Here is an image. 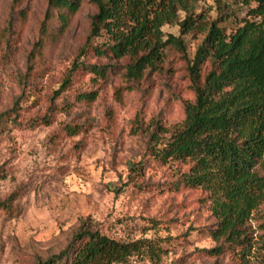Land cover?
Instances as JSON below:
<instances>
[{
    "label": "rangeland",
    "instance_id": "1",
    "mask_svg": "<svg viewBox=\"0 0 264 264\" xmlns=\"http://www.w3.org/2000/svg\"><path fill=\"white\" fill-rule=\"evenodd\" d=\"M47 7V0H0V122L19 102L21 124L7 121L0 127V200L17 196L15 211L0 208V264H42L64 250L81 227L123 240L149 238L165 249L160 263L142 254L124 264H232L228 254L198 251L218 245L208 233L217 219L204 190L176 187L178 172L189 165L163 164L151 150L152 134L182 121L186 103L195 101L188 59L205 34H185L186 53L168 47L160 65L140 81L128 77V58L88 54V63L114 66L106 79L77 73L65 95L70 110L58 112L51 125L32 128L26 120L47 111L53 91L87 41L95 13L85 0L69 28L47 47L41 63L45 76L26 83L28 54L40 37ZM202 10L210 18L225 16L221 24L227 33L247 17V6L236 0H198L197 11ZM164 31L181 34L178 24H167ZM92 90L99 93L94 102L75 101L78 92ZM66 124H81L83 131L70 135ZM136 164L142 165L134 173ZM259 222L251 221L256 233Z\"/></svg>",
    "mask_w": 264,
    "mask_h": 264
},
{
    "label": "trees",
    "instance_id": "2",
    "mask_svg": "<svg viewBox=\"0 0 264 264\" xmlns=\"http://www.w3.org/2000/svg\"><path fill=\"white\" fill-rule=\"evenodd\" d=\"M84 1L47 0L40 37L28 54L22 76L26 83L45 76L41 63H45L47 47L69 28ZM88 1L95 13L87 41L53 91L47 111L28 118L27 125H51L58 112L70 110L65 95L77 73L106 79L114 66L88 63V54L128 58V77L140 81L148 69L160 65L168 47L186 53L185 34H205L194 57L188 59L195 101L186 103L182 121L152 134V155L163 164L177 161L189 165L188 170L178 172L177 188H199L207 193L217 219L208 233L218 245L199 248V252L211 257L228 254L232 264H264V217L256 218L264 205V0H236L247 6V17L232 33L221 24L225 16L210 18L205 10L198 12V0ZM15 21L9 22L8 33ZM57 21L59 27H54ZM167 24H178L181 34H167ZM4 39L8 43L7 35ZM98 95L97 90L78 92L75 101L90 104ZM62 97L65 99L58 102ZM17 108L19 102L4 113L0 127L7 121L21 125ZM64 128L70 135L83 131L81 124ZM160 133L170 136L163 139ZM141 165L136 164L133 172ZM16 198L0 200V208L12 213ZM254 218L261 220L257 233L251 224ZM164 251L149 238L123 240L81 227L64 250L42 264H124L142 254L160 263Z\"/></svg>",
    "mask_w": 264,
    "mask_h": 264
},
{
    "label": "built area",
    "instance_id": "3",
    "mask_svg": "<svg viewBox=\"0 0 264 264\" xmlns=\"http://www.w3.org/2000/svg\"><path fill=\"white\" fill-rule=\"evenodd\" d=\"M119 264H123V263H119Z\"/></svg>",
    "mask_w": 264,
    "mask_h": 264
}]
</instances>
